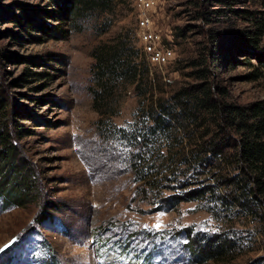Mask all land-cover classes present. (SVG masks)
Masks as SVG:
<instances>
[{
	"label": "rangeland",
	"instance_id": "374dc122",
	"mask_svg": "<svg viewBox=\"0 0 264 264\" xmlns=\"http://www.w3.org/2000/svg\"><path fill=\"white\" fill-rule=\"evenodd\" d=\"M232 1L233 7L264 9V0ZM57 2L0 0V93L8 101L0 127L7 120L18 151L34 169L33 192L24 204L4 205L0 194V264H45L46 258L47 264H264V226L256 216L230 214L209 192L174 206L165 203V196L183 188L176 182L144 185L132 164L142 138H127L143 109L193 81L190 63L207 51L218 29L238 30L249 21L230 10L222 21L217 15L207 19V10L227 6L218 0H154L156 24L175 50L170 62L155 65L138 35L135 0H112L103 10H83L80 2L75 16L60 20L51 16L63 9ZM54 25L62 37L51 35ZM118 39L133 47V60L148 63L154 81L143 86L149 89L143 94L134 83H121L104 100L109 111L102 112L95 105L94 54ZM214 70L216 82L242 104L264 97V74L247 78L251 66L233 61ZM181 135L185 143L171 146L179 156L188 141ZM188 229L209 235L233 230L240 245L225 260L200 262L198 255L195 261ZM151 238L159 241L152 256L146 255ZM171 240L183 257L174 248L169 259Z\"/></svg>",
	"mask_w": 264,
	"mask_h": 264
},
{
	"label": "trees",
	"instance_id": "16d2710c",
	"mask_svg": "<svg viewBox=\"0 0 264 264\" xmlns=\"http://www.w3.org/2000/svg\"><path fill=\"white\" fill-rule=\"evenodd\" d=\"M64 1L69 5L64 7L65 2L55 0L63 6L57 16L51 15L58 20L75 16L80 2L83 10L109 9L112 3V0ZM218 1L227 6L207 10V19L217 15L222 21L226 10H230L246 18L249 25L238 30L218 29L207 51L190 63L194 66L189 73L193 81L182 83L167 99L160 96L156 104L143 109L141 120L127 134L132 142L142 138L141 150L134 155L132 164L139 180L150 188L168 186L167 182H176L177 188H183L163 198L170 206L209 192L230 214L254 215L264 226V97L242 104L227 85L216 82L214 77L215 68L233 61L252 67L247 78L256 79L264 74V9L233 7L232 0ZM52 30V36L62 37L60 25H54ZM132 49L126 39H118L101 45L94 54L97 87L93 90L98 101L95 105L102 112L109 111L103 106L107 103L104 100L115 94L121 83H134L138 93L143 94L149 90L143 86H151L154 81L149 77L148 63L133 60ZM7 105V99L0 93V119L7 116ZM6 122L0 127V194L4 195V205L24 204L33 192L34 169L18 151V143ZM180 132L188 136V141L179 156L171 151V146L174 142L185 143ZM163 147L169 151L162 152ZM208 178L216 181L213 184L206 181ZM196 183L199 185L193 187ZM218 187H224L226 193L219 190L216 193ZM231 205L239 208L233 209ZM234 234L228 229L210 235L188 229L186 243L192 259L196 261L200 255V262L225 260L240 245Z\"/></svg>",
	"mask_w": 264,
	"mask_h": 264
},
{
	"label": "built area",
	"instance_id": "2783aa9c",
	"mask_svg": "<svg viewBox=\"0 0 264 264\" xmlns=\"http://www.w3.org/2000/svg\"><path fill=\"white\" fill-rule=\"evenodd\" d=\"M138 5L137 25L142 47L150 63L164 65L175 57L174 48L165 41L161 27L155 20L154 0H135Z\"/></svg>",
	"mask_w": 264,
	"mask_h": 264
},
{
	"label": "snow or ice",
	"instance_id": "6c2138e0",
	"mask_svg": "<svg viewBox=\"0 0 264 264\" xmlns=\"http://www.w3.org/2000/svg\"><path fill=\"white\" fill-rule=\"evenodd\" d=\"M7 247V246H6ZM3 249H0V251H2Z\"/></svg>",
	"mask_w": 264,
	"mask_h": 264
}]
</instances>
